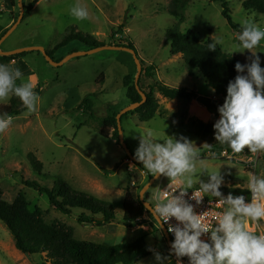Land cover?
<instances>
[{
  "label": "rangeland",
  "instance_id": "374dc122",
  "mask_svg": "<svg viewBox=\"0 0 264 264\" xmlns=\"http://www.w3.org/2000/svg\"><path fill=\"white\" fill-rule=\"evenodd\" d=\"M13 1L14 9L0 0V34L11 19L16 20L19 16L18 0ZM32 1L22 0V4L26 6ZM223 2L228 6L234 24L241 26L248 21L264 29V16L246 11L240 0H187L182 9L185 20L179 25V19L167 11L168 0H41L2 42L0 50L32 47L50 50L66 37L74 36L54 52L53 58L59 61L67 54L90 51L93 48L88 43L92 41L107 46L129 39L137 56L146 65L156 67L160 82L207 96L211 93L202 76L198 73L190 75L186 71L181 54L170 56L166 34L178 26L181 32L196 33L202 43L221 41L217 45L223 53L235 57L241 64L250 63V52L233 53L238 33L221 17ZM76 3L87 8V20L78 21L69 14L70 7ZM119 28L123 33L113 36ZM252 51L260 56L261 67L264 68V42ZM23 59L27 69L37 77L34 80V76L29 75L25 80L31 78L34 89L39 86L41 91L36 110L28 112L26 109L20 115H11V125L0 132V192L3 200L10 203L19 193L24 194L30 210L38 207L43 211L45 223H64L79 241L108 246L135 241L142 233L140 227L132 232L120 223L122 202L126 193L137 199L152 176L142 164L138 167L126 159L124 151L112 140L100 135L101 121L130 105L122 79L127 74L136 73L133 57L125 51L102 50L71 58L58 67L49 65L35 51L25 52ZM153 95L160 102L163 117L156 116L141 123L138 114H133L121 120L124 141L133 157L140 135L151 133L152 139L158 141L183 136L195 144L202 157V163L197 164L193 188L199 187V177L207 182L206 174L218 171L225 178L220 191L248 190L251 173L264 177V152L256 153L257 160L252 164L215 156L218 153L216 148L227 147L214 139L213 125L219 119L217 109L220 105L208 106L198 99L169 101L157 93ZM88 98L92 103L90 109L82 106ZM10 99L0 106L8 105ZM29 154L42 164L41 174L33 171L28 161ZM24 180L48 189L53 188L57 180H62L75 191L110 203L116 215L115 221L102 227L78 224L75 218L79 211H75L72 217L54 211L47 197L26 188L22 183ZM169 183L168 178L161 176L144 194V201L154 204L150 200L151 194ZM140 226L147 227L144 229L149 231L145 240L148 247L168 256V245L157 223L145 214ZM247 226L255 232L254 223L249 222ZM13 251L12 236L0 222V264H44V254L28 258ZM171 261L172 257L169 258ZM136 264H156L153 253L150 251L148 257Z\"/></svg>",
  "mask_w": 264,
  "mask_h": 264
},
{
  "label": "clouds",
  "instance_id": "9594fccd",
  "mask_svg": "<svg viewBox=\"0 0 264 264\" xmlns=\"http://www.w3.org/2000/svg\"><path fill=\"white\" fill-rule=\"evenodd\" d=\"M69 14L78 21L87 20L86 7L76 3L69 9ZM264 42V29L254 22L244 21L233 45L236 51L252 54L250 63L235 65L237 75L229 81L227 96L217 111L219 119L213 125L214 139L221 146H227L234 154L264 152V68L261 58L252 50ZM216 41L209 44L210 51H215ZM19 82V83H18ZM18 97L28 112L36 110L39 96L34 90L31 78L25 80L18 67L0 64V103L10 97ZM12 123V117L0 113V132ZM168 137V136H167ZM194 143L186 137H168L158 141L152 134L140 135L139 145L134 153L152 177L161 176L170 180L166 190L151 194L144 207L160 227L167 225V231L174 235L168 256L149 248L156 264H169V258L175 256L176 264H182V258H188V264H264V234L253 232L249 222L264 228V177L255 173L249 175L248 191L251 201L244 196H227L220 191L225 183L220 171L206 174L207 182L199 177V188L189 196V189L194 186L197 164L202 157ZM204 170L202 169V173ZM180 185L175 191L170 186ZM145 189L140 193L144 198ZM216 198V204L223 211L213 223L206 222V212L197 214L190 200L199 205L203 197ZM187 197V199H186ZM211 202V200H210ZM177 222L175 225L170 220ZM210 233L208 241L202 239Z\"/></svg>",
  "mask_w": 264,
  "mask_h": 264
},
{
  "label": "trees",
  "instance_id": "16d2710c",
  "mask_svg": "<svg viewBox=\"0 0 264 264\" xmlns=\"http://www.w3.org/2000/svg\"><path fill=\"white\" fill-rule=\"evenodd\" d=\"M40 1L41 0H33L28 5H23V19L29 16L32 8ZM168 1V13L172 17L179 19L177 25L182 24L185 20L182 9L186 6L187 0ZM240 1L243 2V7L246 11L251 10L257 16H264L263 0ZM11 3L14 6L13 0H11ZM221 8V17L233 31L239 33L241 31V26L233 23L230 10L225 2L221 4ZM15 21L16 20L13 19V23ZM118 30L119 32L114 33L113 36L123 33L122 28ZM73 37L74 36L66 37V39L61 44L54 47L53 50L47 51V55L53 58V54L57 48L65 45L64 43L72 40ZM81 41L86 42V40ZM166 43H168L170 47V56L181 54L186 71L190 75L193 73L200 74L205 80L206 87L213 92L218 99L219 105L222 106L227 96L228 83L234 80L237 75L235 65L239 60L223 53L220 46L217 44L215 51H210L208 46L212 43L211 41L202 43L196 33L190 31L181 32L178 26H175L167 32ZM88 44L92 48L105 46L96 41H92ZM111 45L116 47H127L136 52L134 45L129 39L124 40V42H113ZM24 55L25 53L10 57L0 56V64H9L13 60L23 58ZM140 62L142 71L138 79V87L139 90L145 94L146 102L135 111L123 115L121 120L125 116L133 114H138L139 122L141 123L148 122L156 116L163 117L162 110L160 109V102L154 97V93H157L159 96L169 101H190L196 98L197 94L194 91H187V89L184 88L169 87L158 81L156 79V67L153 65H146L142 60ZM134 77L135 74H127L122 79L125 96L129 104L139 103L141 101V97L135 88ZM101 80L103 81L102 75ZM34 90L37 94L40 92L39 88ZM91 96L93 97L94 95ZM82 106H84V108H92L90 99H85ZM25 110L26 108L23 106L22 102L15 96H12L8 105L0 106V113H7L10 116L20 115ZM117 114L118 112H113L101 121L100 135L104 139L114 141L115 144L119 146L115 120ZM109 129H112L111 133H109ZM216 149L218 151L222 149L231 150L227 147H219ZM28 157L33 171L37 174H41L43 169L42 164L33 155L29 154ZM136 166L139 167L140 165ZM22 183L26 188L33 189L40 195H45L48 199L50 208L66 217H72L75 211H79L75 218L78 224L102 227L105 224L115 221L116 215L110 203H106L91 195L75 191L62 180H57L54 187L51 189L42 187L33 181L24 180ZM221 192L242 193V191L238 189H223ZM145 214L151 217L139 201V197L134 199L131 195L126 193V197L122 202L120 223L128 229H133L135 226L143 224V217ZM0 222L12 236L14 247L17 251L28 258L44 254V264H136L150 255V251H148L149 247L145 241L146 235L140 236L131 243L110 246L76 240L73 236V230L64 223L55 221L51 224H47L43 220V211L40 208L34 207L30 210L29 203L22 193H19L16 198L9 203L3 200L2 193L0 192ZM169 264L175 263L171 261Z\"/></svg>",
  "mask_w": 264,
  "mask_h": 264
},
{
  "label": "water",
  "instance_id": "95a60500",
  "mask_svg": "<svg viewBox=\"0 0 264 264\" xmlns=\"http://www.w3.org/2000/svg\"><path fill=\"white\" fill-rule=\"evenodd\" d=\"M18 6H19V16L16 19V21L12 24V26L6 31V33L0 38V45L2 44V42L16 29V27L20 24V22L23 19V4H22V0H18ZM102 50H118V51H125L128 52L132 57H133V61L134 64L136 66V73H135V77H134V84H135V88L138 92V94L141 97V101L139 103H134V104H130L129 106H127L126 108L122 109L121 111L118 112V114L115 117L116 120V128H117V132H118V143H119V147L124 151L125 156L134 164H141L140 162L136 161L135 158L133 157V155L131 154V152L129 151V149L127 148V145L124 141V135H123V131H122V127H121V117L123 115H125L126 113L135 111L136 109H138L139 107H141L145 102H146V96L145 94L139 90L138 87V79L140 77L141 71H142V66H141V59L139 56H137L136 52L132 49H129L127 47H116L114 45H107V46H102V47H98V48H93L88 52H76V53H72L70 55H68L66 58L62 59L59 62H55L51 59V57H49L46 53V51L41 48V47H32V48H23V49H17V50H13V51H9V52H3L0 50V56L2 57H10V56H15L18 54H22L25 52H39L45 59V61L47 63H49L52 67H58L61 64L65 63L66 61H68L71 58H75V57H79V56H85V55H89V54H93ZM79 150V149H78ZM80 153H82L81 150H79ZM160 178V177H159ZM159 178H154L152 177L148 183L142 188V190L140 191L143 192L145 189H147V191L149 190V188L155 183L156 180H158ZM140 193H139V201L142 203V205H145V201L144 198L141 199L140 198ZM146 193V192H145ZM145 208V207H144ZM147 211V210H146ZM150 215L151 213L149 211H147ZM159 230L162 232L164 239L168 245V248L170 249V240L169 237L167 235L166 229L165 227L162 225L160 227V225L157 223Z\"/></svg>",
  "mask_w": 264,
  "mask_h": 264
},
{
  "label": "built area",
  "instance_id": "2783aa9c",
  "mask_svg": "<svg viewBox=\"0 0 264 264\" xmlns=\"http://www.w3.org/2000/svg\"><path fill=\"white\" fill-rule=\"evenodd\" d=\"M216 157L218 158H224L227 160H233V161H237V162H241V163H246V164H252L255 163L257 160V156L256 154L253 153H248L246 150H244L243 153L240 154H234L231 150L229 151L228 149H222L220 151H218L217 154H215ZM169 184L165 185L164 188L161 191H164L167 189ZM178 187H181L180 185H176L173 184L170 186V191H175ZM197 188H192L189 189V196L192 195V192H196ZM242 193H232V192H222L224 194V196H227L229 193H231L233 196H244L246 202H250L251 201V193L246 189L241 190ZM187 199V197H186ZM211 200V202H210ZM190 203H192L194 205V210L197 214H202L204 212H206V222L208 223H213V225L215 226V221L219 218V214L223 211L222 207L218 206L216 204L217 200L216 198H212V197H203L202 202L197 205L195 200H190ZM169 223L175 225L177 222L174 220V218L172 220L169 221ZM166 229L167 235L169 237L170 242L172 243L174 240V235L169 233L167 231V225H163ZM254 231L260 234H264V228L258 227L256 224H254ZM210 237V233L205 234L202 239H204L205 241H208ZM172 259L174 261V263L176 264V258L175 256H172ZM182 264H188V258H182Z\"/></svg>",
  "mask_w": 264,
  "mask_h": 264
},
{
  "label": "crops",
  "instance_id": "0c3cea01",
  "mask_svg": "<svg viewBox=\"0 0 264 264\" xmlns=\"http://www.w3.org/2000/svg\"><path fill=\"white\" fill-rule=\"evenodd\" d=\"M3 2L4 3H6V4H8V5H10V7L11 8H13V4L11 3V0H3ZM14 2V1H13ZM14 9V8H13ZM33 9H34V7L32 8V10L31 11H33ZM10 15H13V12L10 14ZM14 19V18H13ZM13 19H11V22L7 25V26H5L4 28H3V30H2V32H1V34L0 35H2L7 29H9L11 26H12V24H13ZM54 48V47H53ZM53 48L52 49H50V50H45L46 51V53H47V51H51V50H53ZM18 49H20V48H18ZM13 50H17V49H12V50H5V51H3V52H9V51H13ZM67 55H70V54H67ZM54 57V56H53ZM63 57V56H62ZM60 58L59 59V61H61L63 58ZM67 57V56H66ZM65 57V58H66ZM44 58V57H43ZM53 61H55L56 59L55 58H51ZM59 61H56V62H59ZM49 64V63H48ZM20 65V66H19ZM50 65V64H49ZM9 66L10 67H17V66H19L18 68L23 72V75H24V78L26 77V76H29V75H33L34 76V80H36V76L34 75V73L29 69H27V67H26V63L24 62V59L23 58H20V59H18V60H13V61H11L10 63H9ZM156 73H157V71H156ZM156 79L159 81V79H158V77H157V75H156ZM36 88H39V91H41V88L39 87V86H36ZM35 88V89H36ZM210 93L211 94H208L207 96H201V95H197L196 96V98H194V99H198V100H200V102H203V103H205V104H207L208 106H214L215 104H217V105H219V103L217 102L218 101V99L215 97V95L213 94V92L210 90ZM193 100V99H192ZM114 142V141H113ZM115 143V142H114ZM126 164V161H124V165ZM139 227H140V229H139ZM144 228H147V227H143V226H135L134 227V229H131V231L133 232V231H138V229L140 230V232L142 233V235H148L149 234V231H148V229H144ZM130 231V232H131ZM142 235H140V236H142ZM139 236V237H140ZM14 249H15V247H14ZM169 249V248H168ZM14 252H18V253H20L19 251H17L16 249H15V251H13L12 253H14ZM14 255H17V254H14ZM141 261V260H140ZM138 263V262H137Z\"/></svg>",
  "mask_w": 264,
  "mask_h": 264
}]
</instances>
